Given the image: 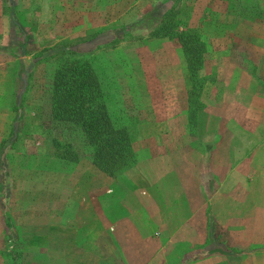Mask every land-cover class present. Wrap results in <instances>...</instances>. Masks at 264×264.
<instances>
[{
    "label": "rangeland",
    "instance_id": "obj_1",
    "mask_svg": "<svg viewBox=\"0 0 264 264\" xmlns=\"http://www.w3.org/2000/svg\"><path fill=\"white\" fill-rule=\"evenodd\" d=\"M187 31L203 44L197 62L165 35ZM64 60L87 62L132 124L135 160L169 153V170L128 191L117 175L88 166L83 179L58 163L89 161L91 148L49 114ZM186 62L200 67L188 75ZM0 140L11 174L0 264H243L264 252V0H0ZM230 168L228 193L213 194ZM87 184L82 209L75 200L49 217L51 200Z\"/></svg>",
    "mask_w": 264,
    "mask_h": 264
},
{
    "label": "trees",
    "instance_id": "obj_2",
    "mask_svg": "<svg viewBox=\"0 0 264 264\" xmlns=\"http://www.w3.org/2000/svg\"><path fill=\"white\" fill-rule=\"evenodd\" d=\"M187 32L190 35L184 33L183 38L182 32L165 35L180 36L184 57L197 62L203 44L198 36ZM196 64L186 62L188 75L200 67ZM104 95L87 62L64 60L56 67L51 80L49 114L52 120L76 126L91 147L88 156L91 164L108 176H116L136 163L131 148L135 130L131 123L123 124ZM8 255L13 261L20 257L16 251Z\"/></svg>",
    "mask_w": 264,
    "mask_h": 264
},
{
    "label": "crops",
    "instance_id": "obj_3",
    "mask_svg": "<svg viewBox=\"0 0 264 264\" xmlns=\"http://www.w3.org/2000/svg\"><path fill=\"white\" fill-rule=\"evenodd\" d=\"M218 143L222 144L223 141L221 140ZM132 144H134V142ZM178 145H181V144L178 143ZM211 145H212V142H211ZM260 151L261 150H258L257 153H259ZM251 157L246 158L244 161H249L251 159ZM171 159H172V154H169V153L162 154V155L151 156V157H148V158H145V159H140V160L136 161V163H134L131 167L125 169L122 173L117 175V177L112 178L111 180L113 182L116 181L120 185L122 184L123 186L128 188V191L134 190L138 186L137 182L142 181L147 176L149 177V176H152V175H154L156 173H164V172H166V170H169L170 165L168 163H171ZM57 161L60 164L63 163L66 168H69V167H71V169L73 168L74 170H76V172H78V170H81L79 172H80L81 177L83 179H88V172H85L83 170V168H86L88 166L89 167H94L91 164L90 161H85L83 159H80V160L76 161V163H69L67 160H64V159H59ZM242 163H246V162H242ZM68 164H70V165H68ZM20 168L21 167H19V169ZM71 169L63 170L61 168V169L52 170L51 168H49L48 170H49V173L54 174L55 176H57V175L64 176L66 182H68V180L71 178L70 175L73 173ZM38 171H40V170H38ZM96 171L101 173L103 177L107 176L106 174L98 171L97 169H96ZM10 175L11 174H10L9 169L8 168L3 169L2 165L0 164V180H1V183H5L4 189H3L4 192L8 191V193H9L8 179H9ZM236 175H237V172L234 171L233 168H230V169L224 171V174H223V177H222V180H224V182L220 183L219 187H216V189L213 191V194L226 195L228 193V191H229V185H228L229 179H232V177L233 176L235 177ZM89 178H91L90 177V172H89ZM109 178H111V177L109 176ZM179 178L180 177L177 176L176 180H179ZM65 180H64V183H63V188L69 184V183H66ZM148 187L152 189V192L160 190V185L159 184H154V182H152V181L149 182ZM172 188H174V187H172ZM109 189H111V188H107V190H105L104 187H103L102 189H99V191H100V193L104 194ZM89 191H90V187H88V184H87V185H84V186L82 185V187L80 188L79 194L77 196L75 195V192L66 193V196L64 197L63 204L60 205L59 207L57 205L56 199L51 200V202H50V206L51 207H50L49 217L50 218L53 217V219L55 221V216L51 212H55L56 214H58V212H57L58 210L66 212V210L68 209V206L71 205L75 200H77V203L79 205H81V209H82L83 204H84V203H82V200L84 199V197L87 194H89ZM113 197H114V195H113ZM224 199H226V198H224ZM113 203H115V201ZM5 207L6 208L4 209L3 206L0 205V238H1V235H2L3 227H6V233H7L6 238L8 237V233H9L8 230H9V226L10 225H9V223L4 222V219L6 217H8V215H9L8 213H4V211L7 212V210H8V208H7L8 206H5ZM211 209H213V205H211ZM211 215H212V212H210V216ZM63 217H65V215H63ZM41 218H42V216H39V215L38 216L37 215L33 216L34 220L41 219ZM7 219L8 218H6V220ZM226 219L229 220L230 218H226ZM63 220H68V219L61 218V221L59 223H57L58 226H60L61 223H63ZM217 221L218 220L215 219V222H217ZM210 222H211V220H210ZM57 224L54 225V224L50 223L49 225H50V228H57ZM185 238L186 237L180 238L179 241H183ZM7 241H8V239H7ZM8 251L9 250H7V254H8ZM8 257H9V255H8ZM212 257H213L212 255H209L207 258H204L202 260H198V261L194 262L193 264H202V263H206V262H208L209 264H216V263H213L214 257H216V256H214L213 258ZM0 259L4 260L3 255H0ZM258 259L264 260V252H259L258 250H254L253 253H251L250 255L244 256V258L242 259L243 260L242 263L243 264H249V262L251 260H258ZM225 264H228V263H225Z\"/></svg>",
    "mask_w": 264,
    "mask_h": 264
}]
</instances>
